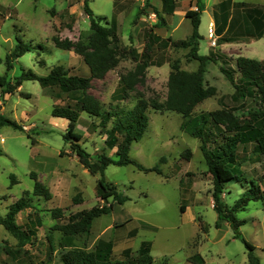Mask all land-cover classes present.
I'll return each instance as SVG.
<instances>
[{
  "label": "rangeland",
  "instance_id": "obj_1",
  "mask_svg": "<svg viewBox=\"0 0 264 264\" xmlns=\"http://www.w3.org/2000/svg\"><path fill=\"white\" fill-rule=\"evenodd\" d=\"M176 1L180 2L179 10L172 15L159 12V0H88V5L95 15L102 17V24L114 19L122 43L140 51L148 28L160 36L186 38L191 23L185 12L197 8V3L202 7L204 2L198 53L222 54L227 59L226 64L231 66L239 55L264 58V37L253 42L219 43L215 32L216 45L210 44L207 27L212 22L207 24V21L215 0ZM257 3L264 2L257 0ZM159 14L164 18L160 25L157 24ZM88 31L89 19L83 9V0H0V75H5L7 81L27 69L46 75L55 65H62L72 73L88 75V66L73 48L56 47L52 40L57 36L61 40L75 41ZM19 41L27 43L29 50L14 58L11 68L7 69L6 55ZM164 55L165 63L148 66L143 82L124 99H118L117 81L120 73L133 68L134 62L129 58H122L103 78L93 79L88 91L105 107L119 104L130 109L139 95L149 102L163 103L170 64L178 62L179 67L187 71L198 66V61L188 56V48L169 47ZM220 64V59L206 63L204 78L207 85L215 88V94L200 102L195 112L233 104L230 97L233 87L220 71ZM55 92L56 88L44 87L34 79H24L12 93H2L0 86V113L21 126L20 129L9 124L0 125V215H5L11 203L24 195L29 197L33 207L19 211L16 222L23 225L30 214L40 216L36 238L30 244L19 242L0 224V264H37L42 259L44 264H62L61 251L69 247L90 248L99 238L111 241L116 254L127 247L135 251L141 241L149 240L152 264H195L187 260L194 253L200 254L204 264H246L247 249L242 239L233 237L228 223L223 222L219 228L214 225L217 213L213 208L212 179L199 139L181 128V114L152 108L148 110V128L139 140L131 143L129 156L148 168L157 165L160 172L140 170L130 163L109 164L104 169V178L128 199L121 204L112 201L111 211L95 217L88 232L75 235L71 245L63 247L60 243L62 233L51 229L56 222L51 209L63 208L67 215L103 201L95 193L100 174H92L83 167L63 139L67 120L53 115L52 108L55 103L64 104L67 95L61 92L55 99ZM98 121L99 118H92L85 112L80 114L75 126L82 134L79 142L92 156L100 152L113 156L115 148L106 144V135L97 125ZM186 150L189 153L185 155ZM162 156L164 160L160 159ZM240 169L247 179L253 176L257 180L258 175H264V157L255 161L247 159ZM32 174L49 188L50 199L33 194ZM11 175L16 181H12ZM260 184L264 187V181ZM247 186L244 179L228 183L222 200L231 206ZM181 204L186 206L183 212ZM234 214L242 221L238 227L240 235L254 245V253L260 264H264V201L251 200ZM200 220L207 227L206 231L200 229ZM47 235L52 239L51 253L47 250ZM5 246L12 248L14 253L16 249L27 251L33 257L21 254L20 260L15 259L5 252Z\"/></svg>",
  "mask_w": 264,
  "mask_h": 264
},
{
  "label": "trees",
  "instance_id": "obj_2",
  "mask_svg": "<svg viewBox=\"0 0 264 264\" xmlns=\"http://www.w3.org/2000/svg\"><path fill=\"white\" fill-rule=\"evenodd\" d=\"M161 2L162 8L159 12L163 11L166 14H172L177 6L175 0H161ZM83 9L89 19L88 33H81L79 39L75 41L68 38L61 40L57 36H53L52 40L56 47L73 48L88 66V75L72 73L70 69L62 65L53 66L46 75H39L31 69L22 70L20 75L13 77L12 81H7L5 75H0L2 93H12L24 79L38 80L44 87L56 88L55 99L60 97L61 92L66 93L67 101L64 104L55 103L52 114L67 120L63 139L69 143L70 151L90 173L100 174L95 193L103 201L102 204L70 211L67 215H64L63 208L51 209V215L56 221L51 229L62 233L61 245L70 246L75 235L88 232L95 217L111 211L112 201L121 204L128 199V196L118 191L114 184L104 178V169L109 164L126 165L130 163L140 170L160 172L157 165L148 168L129 156L131 143L139 140L148 128V110L152 108L181 114L183 118L181 128L199 139V147L207 172L212 179L213 208L217 213L214 225L219 228L223 222L228 223L233 230V237L241 238L247 249L246 264H260L259 257L254 253V245L240 235L238 227L242 221L236 218L234 212L245 208L251 200L264 201V187L260 184L264 181V175H258L257 180L253 176L247 179L240 169L247 159L255 161L264 157V58L256 59L239 55L235 59V65L231 66L226 64L227 59L222 54L198 53L199 40L202 37L198 32L201 15L200 3H197L196 9H188L185 12V16L191 23V32L186 38L162 37L152 28H148L145 32L144 46L140 51L134 46L122 43L114 19L106 25L102 24L100 22L102 17L93 13L88 0H83ZM153 10L158 12L155 7ZM245 15L247 17L245 35L249 37L263 35L264 8H247ZM160 21L163 22L164 18L159 14L157 24L160 25ZM217 40L222 43L231 41L232 38H217ZM169 47L188 48V56L197 60L198 66L195 70L187 71L181 69L178 62L170 64L167 93L163 103L149 102L139 95L138 100L130 109H125L119 104L105 107L88 91L93 79L103 78L109 70L118 65L122 58H129L134 62L133 68L120 73L117 81L118 99L126 98L129 91L134 90L138 83L143 82L148 66H161L165 63L164 52ZM27 50H29V45L19 41L14 50L6 55L7 69L11 68L14 58ZM217 59L221 60L220 71L233 87L230 95L233 104H223L219 108L195 112L194 109L200 102L215 94V88L206 84L204 72L206 63L209 60L215 62ZM247 104H249L248 107H246ZM238 110L245 111V113L237 114ZM82 112L92 118H99L97 125L106 135V144L115 148L113 156L105 152L92 156L81 146L79 141L82 134L75 130V126ZM3 124L21 129L15 120L0 113V125ZM188 153L189 150H186L185 155ZM160 159L164 160L165 157L162 156ZM11 177L12 181H16L13 175ZM32 177L34 178L33 194L50 199L49 188L37 180L34 174ZM241 179L246 180L248 186L234 203L228 206L222 200L224 188L228 183ZM109 198L111 201L108 200ZM74 199L81 200L79 197ZM25 207L33 206L29 202V197L22 195L11 203L5 215H0V224L17 237L19 242L30 244L36 238L40 216L33 213L23 225L17 223L16 215ZM185 207L181 204L180 210L183 212ZM199 227L202 231L207 230L201 220ZM50 236L47 235L49 253L53 249ZM150 249L151 242L143 240L135 251L127 247L116 254L113 252L111 241L99 238L90 248L69 247L61 251L60 260L62 264H152L153 257ZM4 250L9 256L16 257L15 259L18 260L21 259V254L26 255L27 258L33 257L29 252H21L19 249H16L14 253L12 248L7 246ZM187 260L195 264H204L199 253L190 255ZM39 261L40 264L45 263L43 259Z\"/></svg>",
  "mask_w": 264,
  "mask_h": 264
},
{
  "label": "crops",
  "instance_id": "obj_3",
  "mask_svg": "<svg viewBox=\"0 0 264 264\" xmlns=\"http://www.w3.org/2000/svg\"><path fill=\"white\" fill-rule=\"evenodd\" d=\"M159 1H160V10H161L162 2L161 0ZM260 1L264 2V0H259V2ZM176 3L177 6L172 14L176 13L179 10L178 8L180 2L176 1ZM203 3L201 7V13L205 9V3L204 4ZM250 7H258L263 9L264 3H257V0H215L211 8L212 9L211 17L209 16L207 24L210 21L212 22V24L214 25V31L216 32L218 38H225V37L232 38L231 41L222 42V43L241 42V41L253 42L254 40L261 39L262 37H264V33L259 37H249L245 35L246 25H247V17L245 14H246V9ZM161 12L163 13V15L164 14L166 15V13H164L163 11ZM200 25H201V15H200V23L198 26L199 33H200L199 30ZM162 37H167V36H162Z\"/></svg>",
  "mask_w": 264,
  "mask_h": 264
},
{
  "label": "built area",
  "instance_id": "obj_4",
  "mask_svg": "<svg viewBox=\"0 0 264 264\" xmlns=\"http://www.w3.org/2000/svg\"><path fill=\"white\" fill-rule=\"evenodd\" d=\"M195 9H196V7H195ZM207 35H208V38L210 40V44L216 45V36H215V31H214V25L213 24H210L207 27Z\"/></svg>",
  "mask_w": 264,
  "mask_h": 264
}]
</instances>
